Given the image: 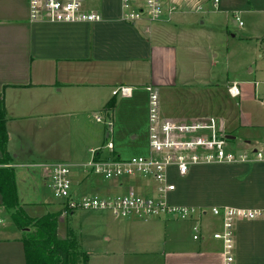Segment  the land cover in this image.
<instances>
[{
  "label": "crops",
  "instance_id": "1",
  "mask_svg": "<svg viewBox=\"0 0 264 264\" xmlns=\"http://www.w3.org/2000/svg\"><path fill=\"white\" fill-rule=\"evenodd\" d=\"M164 4L166 13L156 22H124L121 0H93L91 7L103 15L102 21L46 23L29 20L28 0H0V94L7 117V149L13 158L9 166L15 171L20 204L30 216L61 209L43 200L41 186L49 188V171L29 167L37 163L71 159L73 194L78 198L111 197L132 187L154 192V182L147 184L139 177L106 180L80 169L92 158L91 150L104 146L106 129L90 126V119L99 123L96 114L115 115L119 94L113 91L120 86L131 88L129 94L121 95L124 98L131 97L136 87L148 93L144 126L149 103L146 87L152 84L166 95L165 102L169 97L166 117L185 121L215 114L225 119L234 148H264V87H259L264 80L256 76H264V67L256 62L248 76L234 79L227 72L225 84L239 83V102L227 93L223 99L231 106L220 109V84L210 66L189 73L179 69L189 65L191 47L184 38L201 0H165ZM172 6L176 10L170 14ZM173 24L183 27L176 31ZM156 54L158 61L172 54L174 72L163 70L156 75ZM258 56L264 60V55ZM193 84L207 85L199 99L186 95L192 90L187 86ZM110 100L115 106L107 115ZM125 113L122 135L128 133L135 139L133 133L141 129L136 112L128 107ZM240 127L248 128L244 138L234 133ZM100 154L109 155L104 150ZM171 181L176 185L168 197L171 203L264 209V160L198 165ZM34 203L43 210L32 215L29 206ZM0 208H5L1 193ZM11 212L6 218L12 223L0 225V264H27L24 230L12 227ZM114 216L102 230L105 238L97 244L100 249L85 252L89 253L87 264H223L222 243L212 238V232L221 228L219 218L209 214L199 220L132 216L117 221ZM197 221L204 234L200 239L193 237ZM235 235V264H264V219L237 221Z\"/></svg>",
  "mask_w": 264,
  "mask_h": 264
},
{
  "label": "built area",
  "instance_id": "2",
  "mask_svg": "<svg viewBox=\"0 0 264 264\" xmlns=\"http://www.w3.org/2000/svg\"><path fill=\"white\" fill-rule=\"evenodd\" d=\"M93 0H28L29 20L46 23H77L102 21L103 15L91 7ZM218 0H215L217 3ZM165 0H121V19L134 23L142 19L150 22L160 20L166 13ZM200 6L197 7L199 9ZM175 6L169 7L171 14ZM242 25V21L236 16ZM149 92V154L122 158L115 153V145L109 138L99 149L91 150L92 158L85 164V172L106 180L139 177L147 184L154 182V192H140L132 187L125 193L111 197L73 194V180L70 165L66 162L37 163L29 165L49 171V188L53 196L61 200L63 213L74 210L110 211L112 214L129 218H150L172 216L180 219L199 220L206 214L221 221V228L212 232V238L222 243L223 264H235V225L239 220L264 219L263 208H235L212 206L211 208L178 205L169 201V195L176 189L171 177L188 175L191 168L208 164H241L264 160V148L231 147L232 140L225 119L215 114L196 117L191 120H176L166 117L161 108V92L157 86L147 85ZM129 86H120L114 95H127ZM232 98L240 96L239 83L228 86ZM97 121L102 116L96 114ZM109 126L110 123H109ZM103 149L109 155L100 157ZM4 223L0 210V225ZM194 239L202 233L199 221L193 227Z\"/></svg>",
  "mask_w": 264,
  "mask_h": 264
},
{
  "label": "rangeland",
  "instance_id": "3",
  "mask_svg": "<svg viewBox=\"0 0 264 264\" xmlns=\"http://www.w3.org/2000/svg\"><path fill=\"white\" fill-rule=\"evenodd\" d=\"M182 5L183 10H185V5ZM194 11L192 13L193 22L189 24L190 28L188 27L187 30L189 32H187L184 38L187 41L185 44L191 47L188 57L189 65H186V68L183 66L184 68L182 67L179 69L189 73L190 71L195 72L199 69L204 70L207 65L210 66L213 69V73L217 76L216 78H218L217 82L220 84L218 107L222 109V107L231 106L226 99H223L226 97L228 86L230 85L225 84L227 72L229 73L230 79H234L237 77L236 75L243 76L244 74L248 76L249 69L252 66H256V62L257 65L264 67V60L258 56L260 54L264 55V0H218L217 3H215V0H201L200 9L196 10V12ZM235 14L239 17V20L242 21V25H239V21L236 20ZM173 27L177 31L183 26L182 24H173ZM155 56L154 67L156 75L163 72V70L174 72L172 54L169 58L167 56L162 57L160 61H158L157 54ZM202 60L203 62H201ZM256 76H258L260 80H264V76H260L259 73H257ZM250 77L255 78L253 74ZM187 87H191L192 90L186 93V95L191 96L193 99L196 97L199 99V94L201 93L204 95L207 85L193 84ZM259 87H264V81L260 83ZM162 91H164V89ZM132 92L129 98H124L121 94L118 95L117 101H119V107L113 117L111 116L110 118L101 114L103 118L101 123H97L95 120L90 119V126L92 127L99 125L101 128H110L109 137L114 142L115 151L124 158L145 155L149 148V103L146 107V126H144L145 109L143 107L148 93L146 94V91L142 87L133 88ZM184 92L185 91H183V93ZM165 100L166 95L161 92V108L163 109L164 115L166 114V109L168 110V108H170L169 104H167L169 97L167 96V102H165ZM234 100L239 102V98ZM128 107L135 110L137 122L139 123L138 126L141 127L139 131L137 129V131L133 133L134 136L137 135L135 139L129 137L128 133L122 135V129H124L123 126L126 118L125 108ZM109 123L111 126H109ZM235 123L239 125L238 119ZM246 129L248 128L240 127L234 133L238 135V138H244ZM104 134L102 145H105L109 139L106 133ZM230 146L233 147V144H230ZM65 147L67 148L69 146ZM103 150L104 153L109 152L106 149ZM71 152H73V150H71ZM86 152H88L87 155L89 156L90 152ZM64 160L67 161L66 163L71 162V159ZM64 160L60 159L57 161L65 162ZM70 166L72 169L74 168L72 165ZM83 168V166H80L81 170ZM27 169L30 170L29 168ZM93 180L95 181L96 179ZM42 185L41 193L43 200L54 203V209L62 208V204L59 203L61 200L53 196L46 184L44 185V183H42ZM39 205L40 204L34 203L29 206L32 215L43 210V207ZM0 210L3 212L5 224H11V220L6 218V216L10 215L9 213L11 210L5 208H0ZM71 213L72 211H67L65 215L58 216V237H69L71 241H77L81 250L84 252L100 249V246H97V244L102 242L105 238L103 235L104 231L102 230L106 227L110 217L114 216L112 212L74 210L73 214ZM114 219L117 221H124L126 218L114 216ZM15 226L12 225V227L17 229L18 227ZM31 230L34 231L35 229L31 227Z\"/></svg>",
  "mask_w": 264,
  "mask_h": 264
},
{
  "label": "trees",
  "instance_id": "4",
  "mask_svg": "<svg viewBox=\"0 0 264 264\" xmlns=\"http://www.w3.org/2000/svg\"><path fill=\"white\" fill-rule=\"evenodd\" d=\"M114 106L115 101L110 100L106 108L107 115H110ZM6 121L4 101L0 94V193L3 205L12 211L13 222L19 229L24 230L22 240L27 264H87L89 253L82 251L77 241L73 242L69 237H58L57 218L63 213V208L35 218L20 204L15 171L9 166L13 158L7 149ZM31 227L35 230L32 231Z\"/></svg>",
  "mask_w": 264,
  "mask_h": 264
},
{
  "label": "water",
  "instance_id": "5",
  "mask_svg": "<svg viewBox=\"0 0 264 264\" xmlns=\"http://www.w3.org/2000/svg\"><path fill=\"white\" fill-rule=\"evenodd\" d=\"M228 137H229L230 139L234 138V136H232V135H229Z\"/></svg>",
  "mask_w": 264,
  "mask_h": 264
}]
</instances>
